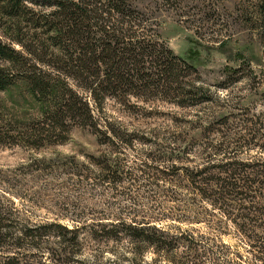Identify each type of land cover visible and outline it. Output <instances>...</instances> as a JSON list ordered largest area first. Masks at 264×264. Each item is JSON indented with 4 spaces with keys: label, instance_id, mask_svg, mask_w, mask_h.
Here are the masks:
<instances>
[{
    "label": "rangeland",
    "instance_id": "rangeland-1",
    "mask_svg": "<svg viewBox=\"0 0 264 264\" xmlns=\"http://www.w3.org/2000/svg\"><path fill=\"white\" fill-rule=\"evenodd\" d=\"M132 2L138 20L194 66L183 87L200 94L106 98L97 112L90 93L80 90L100 125L118 127L117 135L110 127L101 135L72 125L64 143L39 149L13 140L0 144V212L4 229L15 236L1 243L0 264L14 254L20 264H234L241 251L240 240L224 228L227 217L202 215L184 170L225 154L264 161L263 140L262 148L244 146L251 135L242 129L264 135V0ZM25 90L0 93L5 132L16 133L29 119L39 123L41 107ZM225 116L228 126L216 132ZM122 221L170 225L175 235L186 232L199 244L182 242L160 254L131 240L127 228L107 232ZM52 223L66 230L47 226ZM215 223L223 228L214 231ZM31 229L35 236L23 237ZM202 234L214 239L205 243Z\"/></svg>",
    "mask_w": 264,
    "mask_h": 264
},
{
    "label": "trees",
    "instance_id": "trees-1",
    "mask_svg": "<svg viewBox=\"0 0 264 264\" xmlns=\"http://www.w3.org/2000/svg\"><path fill=\"white\" fill-rule=\"evenodd\" d=\"M137 13L132 0H0V93L24 88L42 111L39 123L36 119L19 123L16 133L5 132L0 118V144L13 140V144L39 149L64 143L72 125L92 128L101 135L110 127L117 135L118 127L100 125L80 90L90 93L97 112L106 98L123 102L127 95L142 98L146 93L174 98L200 94L198 89L183 87L186 73L187 77L196 73L194 66L159 41L156 31L139 21ZM3 35L11 42L4 41ZM217 123L220 128L215 130L221 132L229 117ZM242 129L251 135L244 146L262 148L259 141L264 142V135H252L253 127L248 125ZM224 145V141L219 144V151ZM227 156L215 163L209 159L202 167L185 168L189 188L202 215L217 213L230 220L224 228L241 243L233 263L264 264V161L244 160L237 153ZM4 220L0 212V246L15 237L4 229ZM221 224L211 228L219 231ZM47 226L66 230L60 223ZM109 227V234L127 228L131 240L154 247L160 254L177 249L182 242L189 247L199 244L194 236L175 235L163 223L122 221ZM33 232L25 231L23 237H34ZM200 236L205 243L214 239ZM9 258L7 264L23 262L15 254Z\"/></svg>",
    "mask_w": 264,
    "mask_h": 264
}]
</instances>
